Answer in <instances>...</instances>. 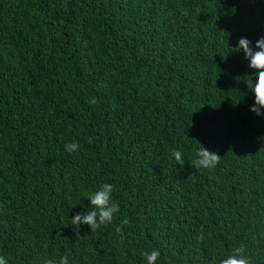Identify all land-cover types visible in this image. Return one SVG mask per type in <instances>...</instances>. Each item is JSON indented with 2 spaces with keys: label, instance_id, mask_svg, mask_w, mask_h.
<instances>
[{
  "label": "trees",
  "instance_id": "16d2710c",
  "mask_svg": "<svg viewBox=\"0 0 264 264\" xmlns=\"http://www.w3.org/2000/svg\"><path fill=\"white\" fill-rule=\"evenodd\" d=\"M241 37L259 50L264 0H0V256L219 264L243 244L264 264V117ZM202 147L215 168L191 166ZM102 183L113 223L72 225Z\"/></svg>",
  "mask_w": 264,
  "mask_h": 264
},
{
  "label": "clouds",
  "instance_id": "9594fccd",
  "mask_svg": "<svg viewBox=\"0 0 264 264\" xmlns=\"http://www.w3.org/2000/svg\"><path fill=\"white\" fill-rule=\"evenodd\" d=\"M254 50L252 41L245 37H241L238 40V44L233 51H243L245 59L249 60V67L255 70L253 74L256 79L253 81L252 75H245L243 79L247 89L254 95V103L250 108V111L255 113L259 117H264V37H260L255 44ZM89 105H95L97 100L95 97L88 101ZM91 138L89 143H91ZM65 151L69 154L77 152L80 148L78 142H70L65 144ZM172 156L175 158L176 165L183 166L185 160L183 154L179 150H173ZM221 157L213 151H209L205 147L199 149L196 153V158L192 160L191 166L195 169H211L215 168ZM114 186L110 183H102L99 185L98 190L88 193L86 198L90 201V208L87 213H78L71 219V224L79 227L81 224L88 225L91 232H95L101 228V226H107L113 223L115 215L120 211L118 202H115L112 198ZM130 221L125 218L121 220L120 225L116 226L115 231L120 235L121 240L124 239V226L128 225ZM197 242L204 240V235L201 232L197 237ZM142 257L146 261V264H157L160 258V251L158 249H152L151 251L142 252ZM0 264H8V261L0 256ZM45 264H69V258L67 255L61 256L57 261L46 260ZM219 264H252L250 255L247 254L245 246L243 244L234 247L226 258L221 259Z\"/></svg>",
  "mask_w": 264,
  "mask_h": 264
}]
</instances>
